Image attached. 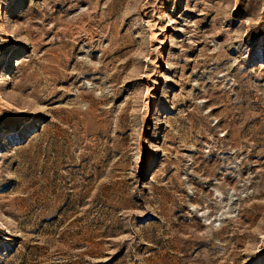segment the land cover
<instances>
[{
  "label": "rangeland",
  "instance_id": "1",
  "mask_svg": "<svg viewBox=\"0 0 264 264\" xmlns=\"http://www.w3.org/2000/svg\"><path fill=\"white\" fill-rule=\"evenodd\" d=\"M0 264H264V0H0Z\"/></svg>",
  "mask_w": 264,
  "mask_h": 264
}]
</instances>
